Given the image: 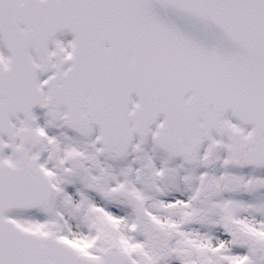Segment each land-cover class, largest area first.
<instances>
[{
  "label": "snow or ice",
  "instance_id": "obj_1",
  "mask_svg": "<svg viewBox=\"0 0 264 264\" xmlns=\"http://www.w3.org/2000/svg\"><path fill=\"white\" fill-rule=\"evenodd\" d=\"M0 264H264V0H0Z\"/></svg>",
  "mask_w": 264,
  "mask_h": 264
}]
</instances>
